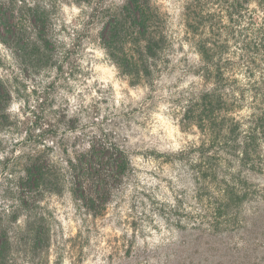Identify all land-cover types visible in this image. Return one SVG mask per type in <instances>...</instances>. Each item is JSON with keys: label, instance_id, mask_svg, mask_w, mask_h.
Segmentation results:
<instances>
[{"label": "rangeland", "instance_id": "rangeland-1", "mask_svg": "<svg viewBox=\"0 0 264 264\" xmlns=\"http://www.w3.org/2000/svg\"><path fill=\"white\" fill-rule=\"evenodd\" d=\"M129 1L0 0L16 12L15 36L0 37V264H174L225 184L246 189L242 216L254 211L253 156L245 165L240 152L264 101L262 10L138 0L145 35L122 20L115 39ZM210 92L221 99L204 102ZM106 138L128 165L107 199H76L70 162ZM35 157L45 190L21 196Z\"/></svg>", "mask_w": 264, "mask_h": 264}, {"label": "trees", "instance_id": "trees-1", "mask_svg": "<svg viewBox=\"0 0 264 264\" xmlns=\"http://www.w3.org/2000/svg\"><path fill=\"white\" fill-rule=\"evenodd\" d=\"M253 1L263 12L260 17L263 24L264 0ZM144 12L142 3L140 4L138 0H130L121 14L116 16L118 19L115 20L118 22L114 23L112 37L115 39L119 37L122 20L124 23L128 22L130 28L135 27L136 31L139 29L138 34L145 35L147 27ZM15 20L16 12L12 4L2 3L0 5L2 39L5 36L8 37L7 39H13L16 31ZM107 28L109 29L105 26V29ZM38 33V37H43L44 32L38 31ZM106 35L103 32L102 39L106 45H109L111 38ZM151 40H142L146 44L145 49L150 47ZM133 43L138 44L139 39L136 38ZM134 56L135 52H132L130 56H125V59H134ZM212 93L206 94L204 102L211 104L210 95L217 97V100L221 99L220 95L216 96ZM0 96H9L8 86L2 80H0ZM7 103V100L3 103L0 99V111L6 110ZM258 106H260L259 112L251 120L252 125L246 134L242 136L243 149L240 152V160L245 165L249 161V156H253L252 165L258 179L255 185L252 215L246 218L242 216L240 209L247 196L246 189L225 184L224 188L217 190L214 202L216 206L213 207L214 215L209 218L208 226L205 229L194 228L193 237L180 242L174 250V264H264V101L261 100ZM127 165V157L116 143L108 138L100 143L93 142L88 149L77 152L70 162L69 177L72 194L76 199L89 198L93 202L107 199L113 179L121 177ZM49 176L44 160L40 157L30 159L25 165L19 184L21 196H34L43 192L45 190L43 185H46L43 183ZM40 185L42 188L39 189Z\"/></svg>", "mask_w": 264, "mask_h": 264}]
</instances>
